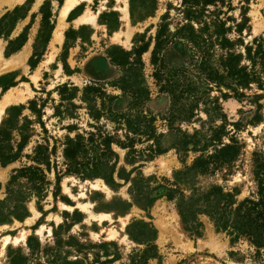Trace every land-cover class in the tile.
Segmentation results:
<instances>
[{"label": "rangeland", "instance_id": "374dc122", "mask_svg": "<svg viewBox=\"0 0 264 264\" xmlns=\"http://www.w3.org/2000/svg\"><path fill=\"white\" fill-rule=\"evenodd\" d=\"M26 1L5 8L0 18ZM72 1L74 7L63 17L67 0H33L27 10L18 13L19 17L24 14L23 18L4 27L9 36L0 37V102L7 94L17 96L6 106L0 126L7 117V108L24 105L23 111L7 125L15 128L8 143L18 149L19 126L27 125L23 132L30 134L21 158L0 163V218L5 214L11 218V222L0 224V264H9L11 250L42 264H55L63 256L74 258L79 254L77 250H85L93 261L106 251L90 244L104 241L117 244L108 247V258L116 254L108 264H129L134 250L143 248L127 233V226L134 219L150 221L158 231L156 244L162 262L152 259L149 264H264V250L255 255L245 240L231 245L229 238L217 233L205 216L203 236H190L182 228L174 202L165 197L157 199L148 213L136 205L124 211V203L131 201L130 182L117 176L120 186L116 189L100 177L63 174L60 184L56 180V172L63 173L66 168L63 149L67 138L88 133L113 136L111 147L118 154L117 170L130 172L133 178L155 175L161 182L183 166L171 147L180 133L225 125V142L229 141L228 136L235 137L241 146L240 154L231 166L200 177L199 184L237 188L240 200L255 195L252 154L264 144V86L260 87L264 80L260 79L257 55L259 46L264 47V0H157L154 14L142 20L131 17L129 0ZM125 7L128 19L123 17ZM43 14L49 15L52 26L46 45L39 39ZM23 37L24 45L6 56L9 41ZM159 38L192 41L197 56L206 55L207 66L211 63L220 69L222 56L235 54L237 66H246L257 77L249 86L227 79L225 82L233 87L217 86L208 79L206 66L200 73L189 57L174 52L170 64L186 70L176 71L173 80L179 84L174 85L178 86L174 92H180L181 86L187 84L182 83L183 79L188 76L193 82L192 93L197 94L195 101L177 102L171 92L161 90L165 81L161 85L154 76L152 52ZM35 46L44 51L37 66L31 68ZM122 50L131 53L133 69L111 63V58L116 60ZM122 78H127L128 87L137 93L122 91ZM5 83L15 85L4 91ZM91 84L97 86L98 93L86 94L85 88ZM192 100L197 104L194 115L183 121L185 108ZM157 142L161 148H171L149 158L150 149ZM39 145L51 153L52 167L47 172L49 183L41 194L26 179H12L19 169L33 164L26 155ZM126 145L134 151L133 162L126 160ZM196 154L189 153L188 164ZM23 197L27 199L29 214L18 220L13 214L19 212L15 206ZM22 233L24 241L11 242L3 248L7 235Z\"/></svg>", "mask_w": 264, "mask_h": 264}, {"label": "trees", "instance_id": "16d2710c", "mask_svg": "<svg viewBox=\"0 0 264 264\" xmlns=\"http://www.w3.org/2000/svg\"><path fill=\"white\" fill-rule=\"evenodd\" d=\"M129 1L130 14L134 20L145 19L154 14L156 10L155 2L157 0ZM32 2L33 0H27L24 5L16 6L0 18V37L6 39L9 36V32L5 31L4 27L9 23H13V26L19 18H23L24 14L19 17L18 13L24 9L27 10ZM151 3L153 4L151 5ZM46 4L48 5V3ZM136 14L139 15L138 18H136ZM190 17H193V15H190ZM51 30L52 26L49 22V15L43 14V23L39 39L44 45L50 39ZM25 42L26 39L24 37L10 40L6 56L19 50ZM171 42L166 39H158L152 52V64L155 66V78L161 85L165 81L161 90L163 92H171V96L177 97V102L183 100L188 101L190 99L194 100V96L197 94L192 93L194 89L193 87L191 88L193 82L188 76H185L182 82L187 84L181 86L179 93L177 91L174 92L173 89L178 87L174 85L179 84L175 83L176 80H173L174 76L177 75L176 71H186L184 68H177L170 64V56L174 52L178 56L189 57L192 65L198 68L200 73L206 69V66L208 69V79L212 80L217 86L223 84L229 88L233 87L232 83L225 82L226 79L235 80L237 81L236 84L249 86L254 77H257L255 72H248L246 66H237L235 60H237L238 56L235 54L227 53L223 55L221 62L222 68L220 69L219 67L212 66L211 63L207 66L208 59L206 55L201 53V56H197V52L194 50L195 45H192V41L178 38L172 44H170ZM43 51L44 49L38 51L35 46L33 55L30 58L31 68L37 66ZM137 52L141 54V50H137ZM257 55L260 60V79L264 80L263 46H259ZM130 58L131 53L122 50L121 56L116 60L111 58V63L118 66H127V69H133V63ZM199 58L201 63H198ZM103 63L105 65L104 59ZM162 76H166V79H161ZM13 85L15 84L5 83L3 90L5 91ZM263 86L264 84L261 81L260 87L262 88ZM119 87L125 93L128 91L129 93H137V90H133L130 88L131 86L128 87L127 78H122L121 86ZM85 92L86 94H94L96 92L98 93L99 89L97 86L91 84L86 86ZM193 100L190 102V106L185 108L187 110H185L186 114L183 116V121H187L194 115L197 104H193ZM31 103L36 104V101H32ZM186 104L185 102V106ZM24 108V105H13L6 110L7 117L2 121L0 126V163L8 164L18 157L21 158L23 150L29 142L30 134L23 132V129H27L28 127L26 125V127L19 126L18 149L14 150L8 143V139L11 138L15 128L7 125ZM26 120L29 121V119ZM226 133L225 125H214L209 127L207 131L195 130L193 133H180L171 147L177 151L183 166L174 170L171 178L164 177L161 179V182L157 181L158 177L155 175L148 178H145L143 175H138L133 178L130 172L117 170L118 154L111 147L112 142H114L113 136L96 133L80 134L74 138H67L63 149L66 168L63 173L61 171L56 172L57 184H60L63 174H73L84 178L100 177L108 186L116 189L120 186L115 178L117 176L125 182H130L129 194L131 201L124 203V211L128 210L132 205H136L148 213L157 199L165 197L167 200L174 202L180 216L182 228L190 236H203L204 222L202 216H205L213 224L217 233H224L229 238L231 245L245 240L254 248L255 255L258 256L264 250V144L262 148L255 150L252 154V173L257 186L255 195L240 200L238 198L239 190L237 188L227 190L219 184H210L206 187L199 184L200 177L210 175L217 170L231 166L239 156L241 151L239 142L232 135L228 136L229 141L225 142L224 138L228 135ZM124 147L128 148L127 162H133L135 160L134 151L129 148V145ZM170 148H161L160 143L157 142L155 147L153 146L150 149L148 157L151 158L155 155L163 154ZM190 152L197 154L194 156L192 162L188 164L187 157ZM50 155L51 153L44 147L41 145L37 146L32 154L26 155L33 164L19 169L13 175L12 179H26L32 183L33 189L38 194H41L45 190L44 186L49 183L47 172L52 169ZM153 180L154 183H152ZM26 201L27 199L25 197L20 198V205L15 206L19 212L13 214V218L22 220L29 214L25 204ZM7 217H9L8 214H5L0 218V224L11 222V218L9 220ZM127 233L133 242L143 245V248L134 250L135 252L130 256L129 264H149V261L152 259L158 260L159 263L162 262V256L156 244L158 231L152 222L134 219L127 226ZM111 245L117 244L115 242L105 241L98 244H90V246H98L106 251L102 257L99 255L93 261L89 260L88 253L85 250H77L79 254L74 258L63 256L57 258L54 263L108 264L116 257V254H114L115 256L113 258L107 257L109 255L107 250ZM9 257V264H42L38 261L31 262L18 250H11Z\"/></svg>", "mask_w": 264, "mask_h": 264}, {"label": "bare ground", "instance_id": "6f19581e", "mask_svg": "<svg viewBox=\"0 0 264 264\" xmlns=\"http://www.w3.org/2000/svg\"><path fill=\"white\" fill-rule=\"evenodd\" d=\"M74 4L75 2H73L72 0H67V2L65 3V6L63 8V11H62V15L63 17H65L70 11L71 9L74 7ZM123 17L124 18H129V11H128V7H125L123 9ZM7 102H5L3 105H5ZM28 220V219H27ZM26 232V231H25ZM25 239V234L22 233V235H15V236H11V235H7L5 237V239L3 240V248L13 242L14 244H17L19 243L20 241H24Z\"/></svg>", "mask_w": 264, "mask_h": 264}, {"label": "crops", "instance_id": "0c3cea01", "mask_svg": "<svg viewBox=\"0 0 264 264\" xmlns=\"http://www.w3.org/2000/svg\"><path fill=\"white\" fill-rule=\"evenodd\" d=\"M23 0H0V12H2L3 10H6L7 8H11L17 4H19V2H21ZM6 8V9H5ZM17 98V96H15L14 94H7L3 100L0 102V121L2 118V114L5 111L6 106L15 101ZM5 102H7L5 105H3Z\"/></svg>", "mask_w": 264, "mask_h": 264}]
</instances>
